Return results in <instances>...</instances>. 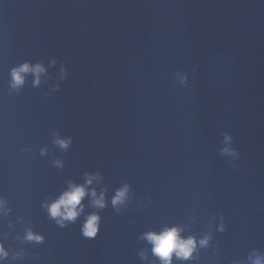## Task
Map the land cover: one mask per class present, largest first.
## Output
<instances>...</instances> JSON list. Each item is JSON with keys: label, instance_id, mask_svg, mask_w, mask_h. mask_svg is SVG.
Masks as SVG:
<instances>
[{"label": "water", "instance_id": "95a60500", "mask_svg": "<svg viewBox=\"0 0 264 264\" xmlns=\"http://www.w3.org/2000/svg\"><path fill=\"white\" fill-rule=\"evenodd\" d=\"M25 60L49 79L33 87L29 75L9 96V70ZM53 132L72 137L67 151ZM97 171L109 204L85 239L84 214L60 228L41 203ZM125 183L117 214L110 200ZM0 195L10 219L24 218L16 232L46 237L7 242L29 253L20 264H148L137 253L151 245L138 237L173 224L185 237L212 233L184 264L264 252V0H0Z\"/></svg>", "mask_w": 264, "mask_h": 264}, {"label": "clouds", "instance_id": "9594fccd", "mask_svg": "<svg viewBox=\"0 0 264 264\" xmlns=\"http://www.w3.org/2000/svg\"><path fill=\"white\" fill-rule=\"evenodd\" d=\"M50 65L56 64L55 58L50 60ZM34 77L32 81L33 87H39L41 83H47L49 77L47 68L42 62L33 63L30 60H25L11 67L9 70V79L7 82V92L9 96L19 95L25 84L27 77ZM181 83H185L187 76L179 72L176 73ZM67 76L66 67L61 64L57 81L64 80ZM43 77V81H42ZM59 83H55L51 91H59ZM53 143L62 151H67L72 144V137H62L58 133L53 132ZM225 143L231 141V137L225 134ZM22 152H30V146L21 148ZM226 154L238 156V153L231 148L222 150ZM47 152V146L40 149V154L44 155ZM63 161L56 159L53 161V166L63 168ZM103 176L100 172H85L83 182L76 183L72 180L67 181V187L54 198L42 201L41 207L45 210L49 220L54 221L60 228H67L70 224L82 215L85 219L80 227L81 235L85 239H94L100 229L102 217L100 211L108 207L109 200L107 199L106 186L94 187V183L100 185ZM130 185L125 183L115 189L114 195L111 197L110 203L117 214H120L124 207L127 206L130 196ZM85 197L89 198V205L95 211L85 214V209L88 205L83 203ZM12 214V209L9 207L7 196L0 195V264H20L29 253L25 248L13 247L7 242L11 239L19 241L21 244L39 245L44 244L46 237L39 232L33 230L31 225L24 228L23 234L15 231V224L22 222L23 217H18L14 222L9 217ZM195 218L193 217V220ZM216 217L213 216V220ZM7 220L6 230L3 228V221ZM221 223L217 230L225 231L223 223L224 217H220ZM185 227L182 224L165 225L159 231L149 230L143 232L138 239L144 240L151 245L150 253L147 249L137 253L141 261H147L148 264H184L185 261L192 262L200 259V249H206L212 240V233L208 231L202 234L199 238L196 235L184 236ZM13 233H15L13 235ZM264 264V252L258 249H251L248 253L247 260H233L231 264Z\"/></svg>", "mask_w": 264, "mask_h": 264}]
</instances>
